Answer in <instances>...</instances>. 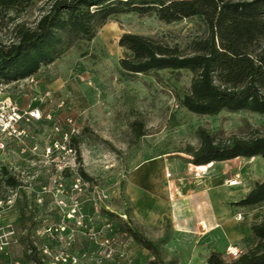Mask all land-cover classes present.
<instances>
[{"label":"rangeland","instance_id":"1","mask_svg":"<svg viewBox=\"0 0 264 264\" xmlns=\"http://www.w3.org/2000/svg\"><path fill=\"white\" fill-rule=\"evenodd\" d=\"M52 2H34L18 14L11 11L10 16L14 19L3 25L0 40L4 43L16 40L14 28L18 24L34 28ZM125 33L147 36L178 47L182 54H192L195 42L206 38L209 30L206 21L197 16L167 23L155 13L132 11L114 14L98 28L94 37L75 40L60 57L43 65L37 73L38 89H42L41 82L44 81L55 86L53 100L45 102L42 93L36 92L37 88L33 86L24 89L14 85L6 87L4 85L7 84H4L0 92V98L11 97L13 100L17 96L32 95L33 92L34 96H29L28 101L33 100L37 106L63 119L67 112L58 109L57 101L64 98L72 106L70 112L83 128L75 140V146L82 159V168L98 186L97 192L81 195L87 217L82 226L70 223L75 229L74 241L69 243L65 238L55 237L44 242L54 249H68L78 256L86 252L80 264H150L152 253L144 256L143 247L132 238L118 234L116 222L105 213L107 210L130 219L152 239L168 232L170 238L164 245L166 260L176 258L175 264H204L210 248L204 246L198 235L185 232L176 224L190 217L193 206L188 201V194L180 195L182 191L197 195L200 190L213 186L222 216L237 220L236 217L242 215L240 220L248 226L232 242L247 252L256 243L250 226L264 219V216L258 219L253 217L259 207L235 206L234 202L238 199L228 192L224 181L218 186L213 185L212 181L193 178L195 171L191 168L195 165L191 163L189 148L196 149L201 144L197 133L199 127H205L217 140L264 135V115L248 110L222 111L214 116L189 111L181 102L185 94L191 91L194 73L186 69L153 70L140 74L126 72L120 64L122 58L131 54L120 44ZM65 38L68 40L67 36ZM135 121L143 123L144 136L134 131ZM26 127L30 133L26 144L11 141L9 149L0 153L2 164L23 171L25 178H31L30 181L33 174L39 172L36 182H47L52 172L43 168L41 157L34 155L31 149L37 143V153L41 155L51 139L52 126L45 121H32ZM25 145L27 152L20 154V149ZM255 162L260 166L257 159H248L241 172L247 188L264 180V170H258ZM141 164L157 168L153 175L158 183L155 184L156 188L152 185L153 194L148 195L147 191L139 193L132 186L134 171ZM224 165H220L219 169L227 166ZM31 182L32 186L25 189L42 210V204L37 201L38 183L34 180ZM66 182L69 185L71 180L66 178ZM176 186H182L184 190L179 188L176 192ZM143 200L151 205L149 212L138 211L135 207ZM128 209L130 213L127 215ZM41 214L47 220L51 217L55 218L54 221L61 219L50 198ZM18 217L17 206L6 210L0 217V232H7L10 226H15ZM108 219L113 222L111 228L105 226ZM102 236L113 238L117 250L115 256L108 260L103 258L100 246ZM220 252L226 256V249ZM137 255L140 260L136 258ZM9 257L3 258V264H13L15 260L21 264H31L24 258L23 246L16 242L11 246Z\"/></svg>","mask_w":264,"mask_h":264},{"label":"trees","instance_id":"2","mask_svg":"<svg viewBox=\"0 0 264 264\" xmlns=\"http://www.w3.org/2000/svg\"><path fill=\"white\" fill-rule=\"evenodd\" d=\"M37 1L41 0H0V30L14 19L11 11L18 14ZM132 11L155 13L167 23L201 17L208 25L209 35L195 42L192 54H182L178 47L147 36L125 33L120 44L131 54L121 59L123 70L132 74L165 69L190 70L194 73L191 91L181 102L189 111L214 116L222 111L248 110L264 115V0H53L34 28L18 24L14 28L16 40L10 43L0 40V90L4 84L36 75L43 65L54 62L75 40L94 37L110 16ZM133 129L137 135H145L142 122L135 121ZM197 133L200 146L189 148L191 163L195 166L237 157L261 156L264 159V135L217 140L205 127H199ZM81 173L93 181L82 166ZM36 179L38 187L46 183L36 182ZM15 188L20 192L16 204L19 217L14 226L16 243L23 246L26 261L47 264L39 250L43 240L36 232L55 220L54 217L50 220L41 217L49 197L44 199L40 210L22 182L4 165L0 170V198ZM234 205L240 208L263 206L264 181H257ZM105 213L116 222L118 234L132 238L152 253L150 264L176 263V258H165L168 232L159 239H152L130 219L107 210ZM129 213L130 210H126V214ZM251 235L256 238L255 245L239 258L227 261L222 252L214 250L207 263L264 264V220L252 224ZM9 253H0V264L4 263L3 258L10 259Z\"/></svg>","mask_w":264,"mask_h":264},{"label":"built area","instance_id":"3","mask_svg":"<svg viewBox=\"0 0 264 264\" xmlns=\"http://www.w3.org/2000/svg\"><path fill=\"white\" fill-rule=\"evenodd\" d=\"M14 84L24 89L30 88L29 86L36 88L38 86V78L33 75L16 81ZM4 86L7 87V85ZM1 90H3V85ZM54 97L51 90L42 93V98L46 99L45 102L53 100ZM57 107L59 110H66L67 115L64 119L58 117L54 112L44 109V107L32 105L22 107L11 97L0 98V153H5L9 149L11 141L26 144L27 138L30 137L26 127L29 122L45 121L52 126L51 139L43 148L41 155L37 153V143L34 144L31 150L34 155L41 157V162L44 163L43 168L52 172L48 181L39 187L37 201L43 204L45 197L48 196L54 203L61 219L39 228L36 236L43 240V243L39 245V250L47 264H80L81 258L86 256V252L78 256L72 254L68 249H54L51 245L44 242L45 239L55 237L65 238L69 243L74 241L75 229H72L70 223L73 222L76 226H82L87 217L84 209V200H82L81 195L86 192H90V194L97 192L98 189V186L93 181L87 180L81 173L79 151L74 141L81 134L83 128L77 117L70 112L72 106L68 100L59 98ZM27 149L25 145L20 149L19 153L24 154ZM2 161L0 154V170L6 165L2 164ZM9 169L22 182L24 188L32 186L31 181L40 175L39 172L33 174V180L30 181L29 179L31 178H25L23 171L12 167H9ZM66 178L71 180L69 185L66 182ZM19 196V189L15 188L9 189L6 197L0 198V217L6 210L16 206ZM105 226L106 228L113 226L111 219L107 220ZM204 228L206 227L204 226ZM15 236L14 226H10L7 232H0V253H9L11 245L16 242ZM113 242L114 239L110 236H102L100 246L102 247L104 259L108 260L115 256L117 250ZM243 253H245L243 249L237 246H230L224 258L226 260L229 259L227 261H232L239 258ZM12 263L21 264L17 260Z\"/></svg>","mask_w":264,"mask_h":264},{"label":"crops","instance_id":"4","mask_svg":"<svg viewBox=\"0 0 264 264\" xmlns=\"http://www.w3.org/2000/svg\"><path fill=\"white\" fill-rule=\"evenodd\" d=\"M35 76L38 77L39 74H36ZM8 85L18 86L14 83H9L7 84V86ZM41 87L42 89H38V86L36 87V92H39V94L47 90H51L54 92V90L56 89L53 83L49 84L48 81L41 82ZM29 96H34V93L32 92V95ZM29 96H17L14 100L17 101L22 107H27L29 105L37 106L36 102H34L33 100L28 101V98L30 99ZM248 159H257V163L260 166H257L255 162L256 167L258 168V170H264V159L261 156L237 157L225 161H214L207 165L193 166L191 168V170L195 171V175L193 176V178L212 181L213 185L216 184L218 186L221 184V182L224 181L225 184L223 185L228 187V192L234 197H237L238 200H240L250 192V190L256 183L255 182L254 184H251L247 188V185L243 182L241 172L244 171L245 164ZM214 163H217V165H214ZM224 163V166H227L225 168L222 167L219 169L220 165H223ZM156 172V167H151L145 164L139 165L134 171L131 179L133 188L139 193L147 191L148 195L153 194L152 185L154 184L153 187L156 188L155 184L158 183L157 179L153 175ZM182 186H176V192L179 188L184 190ZM215 189V187L210 186V188L208 187L205 190H200V194L197 195L195 192L184 193L183 191L180 194L181 196H185V194H188V201L193 204V206L190 210V217L188 219L182 220L181 223L179 222V225H176L179 227V229H182L185 232L198 235V237L202 238L201 242L204 244V246L210 248L204 264H208L207 258L212 251H222L223 249H226L227 251L230 246H234L232 242L237 240L243 234V232L247 230L248 227L244 221L240 220L242 219V215H240L241 218L236 217L238 221L234 219L229 220V217L225 218V216H222L220 212L221 209L218 207L219 202L214 195ZM199 195H201L200 198ZM135 207L138 211L149 212L151 205L147 204L143 200L139 201L138 204H135ZM184 211L187 212V210ZM262 216H264V205L259 207V209H256L255 213L253 214V217H255V219H258ZM204 226L206 228H204ZM165 233L161 237H163ZM142 253L144 254V256H146V253H150V251L143 248ZM136 258L139 259L140 256L137 255Z\"/></svg>","mask_w":264,"mask_h":264}]
</instances>
